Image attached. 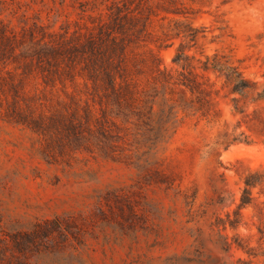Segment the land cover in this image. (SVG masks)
<instances>
[{"label":"trees","instance_id":"trees-1","mask_svg":"<svg viewBox=\"0 0 264 264\" xmlns=\"http://www.w3.org/2000/svg\"><path fill=\"white\" fill-rule=\"evenodd\" d=\"M105 1H96L87 22L73 32L50 31L26 20L16 30L9 19L0 18V117L38 134L44 160L56 163L63 156L86 153L132 166L141 184L181 192L176 175L155 159L157 146L181 123L180 115L196 116L220 129L216 146L264 145V83L249 79L230 55L191 52L205 27L194 26L190 19L214 0ZM171 39H181L172 59L175 69L164 66L158 53ZM32 80L53 91L60 86L64 96L56 98L59 109H41L46 105L28 88ZM220 98L228 99L236 118L231 129L227 121L221 123ZM239 175L243 185L238 200L231 202L235 208L207 225L222 252L234 249L246 256L211 264H254L252 258L264 256L239 233H227L241 224L242 208L252 207L259 239L264 240V167ZM184 196L186 203L190 198L194 202L196 190ZM20 235L25 242L14 236L9 240L0 230V264H15L16 255L34 243L29 233ZM202 256L197 251L185 264L212 260Z\"/></svg>","mask_w":264,"mask_h":264},{"label":"rangeland","instance_id":"rangeland-1","mask_svg":"<svg viewBox=\"0 0 264 264\" xmlns=\"http://www.w3.org/2000/svg\"><path fill=\"white\" fill-rule=\"evenodd\" d=\"M96 1L109 2L4 0L0 3V18L9 19L16 30L26 20L50 31L73 32L87 22ZM222 1L214 0L190 19L194 26L205 27L204 37L191 52L230 55L249 79L264 83V0ZM180 41L171 39L167 41L169 46L158 48L164 66L176 68L172 59ZM28 88L46 105L41 109L60 108L56 104V98L64 96L60 86L53 91L32 80ZM219 107L221 123L227 121L231 129L236 118L228 99L220 98ZM180 117L172 137L157 146L155 159L162 160L167 173L176 175L175 184L181 192L141 184L132 166L86 153L77 152L49 163L40 153L38 134L0 117V230L9 240L14 236L25 242L20 234L29 233L34 241L12 262L185 264L186 258H193L199 251L203 259L212 257L208 260L211 264L246 256L234 249L222 252L207 224L235 208L231 202L238 200L243 185L239 173L264 167V145L216 146L220 129L206 126L196 116ZM252 127L256 129L258 124ZM195 190L194 202L190 198L186 203L184 194L191 196ZM258 191L254 189L253 193L257 195ZM219 198L224 201L219 203ZM241 212V224L227 233H239L255 252H264L253 208L245 207ZM252 261L264 264V256Z\"/></svg>","mask_w":264,"mask_h":264}]
</instances>
